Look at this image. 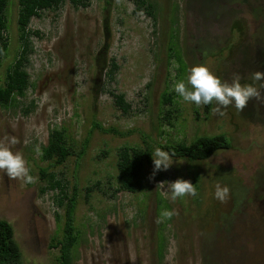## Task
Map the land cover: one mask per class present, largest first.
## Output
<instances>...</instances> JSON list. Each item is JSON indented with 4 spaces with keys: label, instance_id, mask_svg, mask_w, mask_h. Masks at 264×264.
Wrapping results in <instances>:
<instances>
[{
    "label": "rangeland",
    "instance_id": "1",
    "mask_svg": "<svg viewBox=\"0 0 264 264\" xmlns=\"http://www.w3.org/2000/svg\"><path fill=\"white\" fill-rule=\"evenodd\" d=\"M145 1L155 5V22L145 10L134 14L131 0H111L107 12L104 0H89L85 8L66 2L32 19L28 29L38 35L29 37L30 52L23 66L32 87L18 99L19 108L0 109V140L18 138L12 150L21 152L30 174L39 177L37 166L45 163L35 149L46 145L53 128L68 127L79 142L95 115L105 129L135 130L124 137L94 132L77 178L71 179L73 162L65 167L70 180L66 193L70 196L76 184L78 194L74 225H85L73 264H133L132 258L134 264H264V103L249 101L242 112L229 106L224 109L226 116L211 112L206 119L203 107L179 99L174 127L166 124L161 129L169 137L158 135L160 97L168 86L173 90L177 80L174 60L168 64L169 53L182 56L185 80L197 65L209 67L227 82L235 74L241 82L264 72V0ZM17 9V0H9V46L0 67V84L19 55ZM104 18L109 24L107 57L115 60L118 70L113 82L106 81L107 92L98 90L95 96V58L106 38ZM109 92L124 95L131 104L128 114L114 105ZM27 107L31 109L25 116L21 110ZM219 133L227 135L231 149L200 163L174 159L152 180L153 160L145 168L143 190L149 198L144 221L132 220L143 190L112 199L93 190L86 197L88 186L97 181L105 185L108 176L115 175L117 149L141 145L140 135L164 144L167 138L183 137L189 143L197 136ZM105 151L108 154L103 156ZM195 173L200 176L197 196L166 199L178 214L161 231L166 246L159 262L161 221L155 192L162 196L167 183L178 178L191 182ZM42 185L39 179L25 185L0 173V219L12 225L23 264H57L58 249L49 245L58 229L54 212L60 214L62 209L53 204L54 194L40 196ZM217 185L230 189L226 203L215 198Z\"/></svg>",
    "mask_w": 264,
    "mask_h": 264
},
{
    "label": "trees",
    "instance_id": "2",
    "mask_svg": "<svg viewBox=\"0 0 264 264\" xmlns=\"http://www.w3.org/2000/svg\"><path fill=\"white\" fill-rule=\"evenodd\" d=\"M9 0H0V67L2 60L7 55L9 46V10H7ZM104 11L107 12L111 6V0H104ZM135 5L134 14L139 11L145 10L153 21L155 22V5H150L145 0H131ZM68 2L72 7H87L89 0H17L18 11L16 15V24L18 29V43H20L19 55L15 58L13 64L9 65L5 71V77L3 83L0 84V109L1 110H14L19 108L18 99L25 96V92L32 85L29 82L28 73L23 69L25 62H27V55L30 52L31 35H38V32L28 29L32 19H38L45 11H56L64 3ZM104 30L106 34L105 42L101 49L96 54V80H94L93 94L96 96L97 91L106 93L105 88L106 81L113 82L115 79L118 66L113 58L107 57L108 47V34L109 24L108 19L104 18ZM168 64L172 65L171 59L174 60L176 65V78L177 80H185L187 65L183 61L182 56H174L171 53L168 55ZM104 79V80H103ZM100 81V82H99ZM102 81V83H101ZM170 81V80H169ZM243 84L255 83L253 79H243L240 82ZM114 100V105L124 114H128L131 110V104L126 102L123 94L114 95L113 92H109ZM180 97L174 92V90L164 91L160 97V111H159V128L158 135L167 136L164 130H161L166 124L171 128L174 127L172 119L176 118L179 113ZM215 105L204 106L203 110L205 118L210 115L212 108ZM31 108L22 109L23 115L27 116ZM33 109V108H32ZM196 119H198V113L194 111ZM74 115H78L77 112ZM90 129L87 130L85 136L79 142L71 137V132L66 126L53 128L47 137L46 145L40 146L39 149L43 153L39 156V161L45 163L44 167L38 168L39 181L43 185L39 188L40 196L47 193L54 194L53 204L58 209H62V213L54 212V218L56 226L58 227L54 236L50 239V248L58 249V257L56 258L57 264H73L77 257V247L82 239L83 230L85 225H81V228L74 225V214L77 207V190L76 184H73V193L68 196L66 193L67 186L70 184V180L67 176L68 169L65 167L67 164H72L71 179L77 178V172L81 166L80 159L85 156L89 147L92 135L94 132L107 133L115 136L124 137L128 134L134 133L135 130H128L127 132H119L115 127H109L105 129L95 119V115L92 118ZM148 136L140 135L141 145H128L125 144L119 147L116 151V163H115V175L113 177L108 176V182L105 185L100 184V181L95 182L92 186H88L86 191V197L93 190H97L102 195L109 199L115 198L119 193L135 194L138 191H142L145 182H143V174L145 168L149 166L153 160L152 154L156 148H161L165 151L175 152L174 159L184 160L188 163H200L206 161L214 156L219 151H225L231 149L232 145L224 133L215 134L212 136H197L191 142H186L185 138H167L164 144H159L152 140H147ZM103 156L108 152H102ZM98 157V156H97ZM73 159V161H72ZM193 168V167H192ZM57 169H60L57 171ZM160 177V176H159ZM200 176L195 173L192 176L191 183L195 185L197 192L199 191ZM96 188V189H93ZM142 200L136 205L137 213L132 219L133 222L139 219L144 221L146 217L147 200L149 193L145 190L141 193ZM197 199V198H196ZM156 213L161 221L160 232L158 233L157 240V258L161 262L165 256L166 238L161 233L165 226L171 221L163 219L159 209L171 210L168 202L158 192H155ZM114 211V210H113ZM101 218V216H100ZM135 226V224H134ZM89 231L91 225H88ZM82 229V233L81 230ZM0 264H23L22 253L17 242L14 239V229L10 223L0 219Z\"/></svg>",
    "mask_w": 264,
    "mask_h": 264
},
{
    "label": "clouds",
    "instance_id": "3",
    "mask_svg": "<svg viewBox=\"0 0 264 264\" xmlns=\"http://www.w3.org/2000/svg\"><path fill=\"white\" fill-rule=\"evenodd\" d=\"M174 67H179L175 65ZM241 77L235 74L231 82L222 80L205 65L193 66L187 75L186 80H176L173 84V90L183 102L194 104L197 107L215 105L212 108V114L220 117L226 116L229 106H234L238 112H242L248 107L249 101L255 100L264 103V83L244 84L240 83ZM255 82L264 81V72H255L252 75ZM19 143L15 136L5 137L0 140V173L5 174L9 179L21 181L23 184H35L39 177L30 174L28 162L19 151L14 152L13 146ZM38 156L43 153L37 147L35 149ZM176 153L156 148L152 154L153 171L149 176L152 180L159 171L168 170L174 161ZM164 182L158 185L163 188ZM168 189L162 191L165 199L176 201L185 196L195 197L198 195L195 185L185 179H176L167 183ZM215 198L221 203H226L230 196V189L227 186H216ZM178 213L176 210H163L161 217L170 220ZM131 261L134 264L135 258Z\"/></svg>",
    "mask_w": 264,
    "mask_h": 264
}]
</instances>
